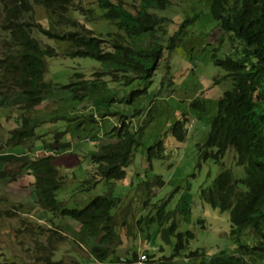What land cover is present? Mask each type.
<instances>
[{
	"label": "trees",
	"instance_id": "16d2710c",
	"mask_svg": "<svg viewBox=\"0 0 264 264\" xmlns=\"http://www.w3.org/2000/svg\"><path fill=\"white\" fill-rule=\"evenodd\" d=\"M204 1L209 18L221 31V38L212 49L210 59L214 66L223 70V78H228L231 83L217 99L215 106L196 98L187 108L188 113L198 120L202 113L207 111L206 114H209L210 107L215 109V113L209 116L205 139L197 145L201 159L219 164L224 156L233 153L235 164L243 169V177L236 178L230 169L223 168L212 181L208 192L205 189L207 193L204 197L214 206L216 194H220L218 204L220 210L229 212V234L240 256L227 255L221 250L209 258L199 256L197 250L188 248V239L192 234L189 231L174 234L172 222L168 227V232L175 238L172 253L157 261L151 242L158 228L170 218L171 213L164 211L166 202H162L142 224L139 223L142 217L139 221L131 220L128 208L120 207L123 199L118 195L113 196L109 187L117 183L123 187L129 176L127 170L134 153L141 145L146 125L150 123L146 121V124L131 129L126 120L141 113L143 108L140 101L147 95L158 64L166 61L163 55L170 56L175 51L186 33L185 28L194 24L198 14L186 17L177 23L176 29L170 31L167 25L171 21L158 14L166 10L169 0H138L134 11L128 10L121 1L112 0H0V42L4 46L0 59V68H4L0 84L7 89L5 98L21 100L20 107L25 112H28V108L32 110L35 106L39 107L53 92L52 84L46 82L44 76L47 60L57 57L95 60L100 63L102 72L93 73L92 76L105 74L114 84L129 89L125 97H116L117 90H114L109 98L110 104L125 106L124 113L111 112L108 108L99 113L104 118L117 117L119 125L112 128V125L104 124L102 135L109 138L114 132L118 144L116 147L87 152L86 159L92 167L86 168L87 178L77 187L79 190H90L97 184L101 183L103 187L108 184L103 194L91 197L83 208L69 209L68 201L58 198L64 177L58 174L53 165L56 158L39 155L28 165L31 175L35 177L32 184L35 203L51 225L45 231L47 237L44 241L37 242L33 250L28 246L24 249L25 252L29 249L28 253L33 254L29 257L32 263L91 264L95 261L103 264L119 260L118 253L122 250L123 256L130 255V258L137 260L138 254L133 243L140 232L146 234L141 252L146 253L147 264H162L163 260L169 264H179L176 258L181 251L188 260L185 263L194 261V264H245L241 258L244 256L255 260L264 259V0ZM94 6L101 12L102 20L117 30L106 33L108 38L96 35L86 27L84 21L70 16V12H76L85 21H91ZM36 7H41L49 17L55 18L56 26L69 27L71 30L59 34L43 28L35 18ZM39 37H46L56 45H44L37 41ZM224 38L228 39L229 47L219 58L217 53ZM165 68L168 70V66L165 65ZM74 77L77 80L74 85L79 87L81 83L78 79L83 75L74 73ZM95 80L87 84L86 91L78 90L81 92L78 94L80 103L84 97L96 98ZM144 81H148L149 85L142 84ZM0 96L4 95L0 93ZM22 119L21 124L10 129L7 146L18 147L29 138H36L35 126L30 127V121ZM188 121L182 112L169 125L176 142L183 143L186 140ZM80 127L81 124H73V133L85 131ZM163 147L164 141L159 139L145 149L146 166L149 169L152 160L164 158ZM157 179L160 181L159 177ZM2 206L5 218L20 216L16 206L4 203ZM69 222H74L77 229L69 226ZM28 232L26 229L25 233ZM66 235L74 237L72 241L87 252L88 258L52 260L54 251H58L66 241ZM241 236L246 239L245 242ZM80 237L86 239V244H80Z\"/></svg>",
	"mask_w": 264,
	"mask_h": 264
},
{
	"label": "rangeland",
	"instance_id": "374dc122",
	"mask_svg": "<svg viewBox=\"0 0 264 264\" xmlns=\"http://www.w3.org/2000/svg\"><path fill=\"white\" fill-rule=\"evenodd\" d=\"M112 1H121L130 11H134L138 5V0ZM92 9L94 12L92 19L94 20L91 19L88 22L76 12H70V16L84 21L86 27L92 29L100 37L108 38L106 33L117 32L116 28L107 25L102 20L101 12L96 6ZM158 14L171 21V24L167 25V29L170 31L176 29L177 23L186 17L191 18L194 14H198V18L194 24L185 28L186 33L182 36L175 51L170 56L163 55L166 61H160L158 64L157 73L146 92L147 95L140 101L143 108L141 113L126 120L131 129L146 124V121L150 123L145 127L147 129L144 132L141 145L135 151L134 159L127 170V176L129 175L128 178L130 179L127 178L122 184L123 187H120L121 185L118 183L116 185L110 184L111 187H109L108 184L102 182L105 184L104 187L100 183L90 190L77 189L87 178L85 175L86 168L92 167L86 159L87 152L100 151L103 147H116L118 144L114 132L110 134L109 138L102 135L104 124L112 125V128L119 125L117 117L107 116L104 118L100 117V114L105 108L111 112L124 113L125 106L117 103L115 105L114 103L110 104L109 98L114 94V90H117L116 97L118 98L125 97L129 92V89L123 88L121 84H114L107 75L92 76L93 73L102 72L100 63L95 60L62 57L47 60L45 78L58 88L45 98L46 101L49 99L52 101V106L46 110L39 109L32 116L36 117L39 114L44 120L41 118L34 119L32 125L35 126L39 137H31L28 142L33 144L37 141L41 143L44 140L42 143L49 142L50 148L58 150L59 153V149H71V142H76L78 149L71 150L72 154L67 155L68 159L75 161V165L61 169V164H57V160H55L56 164H53L58 174L64 177V185L58 192V198L68 201L67 208L69 209L83 208L91 197L103 194L109 187L113 196L118 195L120 199H123V204L120 207L128 208V212L132 215L131 220L139 221L142 217L139 223L143 224L144 220L153 215L162 202H166L164 211L171 213L170 218L162 227L158 228V233L154 237V241L151 242L152 246L154 244L159 246L156 257L159 252V256L166 257L172 253L175 238L168 232V227L172 222L174 223V234L185 233L186 231L192 234V237L188 239V248L191 251L197 250L199 256L209 258L219 250L224 251L227 255H239L238 250L234 249L233 238L229 234V212L220 210L218 204L220 194H216L214 206L205 201L204 197L212 181L223 168L230 169L233 175L238 178L243 177V169L235 165L233 153L224 156L219 164L212 160L203 161L201 159L197 145L205 139L209 127V116L215 113V109L210 107L208 109L210 110L209 114H206L207 111L202 113L198 120L188 113L187 108L190 102L196 98L210 102L215 106L217 99L230 86L231 81L229 83L228 78H223L225 75L223 70L214 66L210 59L212 49L218 45L221 38V31L216 23L209 18L207 4L204 0H169L166 10ZM35 18L39 21L35 19L36 22L51 32L62 34L71 30L69 27L56 26L55 18L49 17L46 12L42 11L41 7L35 8ZM1 39L2 36H0V41ZM37 41L44 43V45L46 43L51 46L56 45L55 42L48 41L46 37H39ZM228 47V39L224 38L217 53L219 58L223 57ZM2 51H4V46L0 42V58L3 57ZM165 65L168 66V70H166ZM74 73L83 75L78 81L81 83L80 89L85 91L87 84L96 79L94 81L96 85L95 99L84 97L80 103L78 98H71L73 87L68 86L77 81L73 78ZM142 84L149 85V82L144 81ZM132 89L135 90V88ZM0 93L5 94L4 88H0ZM15 101L17 102L18 99L12 97H6L5 100H2V104L6 107L2 111L4 114L2 116L3 122L5 124L7 118H10V121L7 122L11 125V129L23 121L20 115L22 111L17 105H13ZM52 109L54 110L53 114H51ZM182 112L186 114L189 120L188 135L183 143H178L173 139L169 125L177 120ZM55 116L69 119L76 116V123H81L82 127L80 128L85 129V131L73 133V122L62 119L54 120ZM3 122H1V126ZM94 128L98 129L94 130ZM1 129L0 138L2 139L9 134L7 132L9 128L3 126ZM85 138L91 140L90 143H85ZM159 139L164 141V158L152 160L149 169L146 166L145 149ZM19 146H23V144ZM7 147L9 150L6 152L5 158L9 160L11 148L14 147L13 151L15 152L17 146ZM22 154L20 153L18 158L16 156L14 159L22 162ZM33 157L28 156L26 160L33 159ZM59 157L61 156L56 158ZM158 177L160 181H158ZM31 178L35 179L34 176ZM2 190L3 186L0 185L1 196H3ZM5 200L9 201V199ZM3 203L4 201L0 200V264H34L29 258L33 254L28 253L29 249L28 252H25L24 249L28 246L33 250L37 242L45 240L47 237L45 231L51 226L48 217L19 216L11 218L8 216L5 218L3 216L5 213ZM69 223V226L77 229L74 222ZM26 229L29 231L27 234L25 233ZM78 236L79 234L75 235V237ZM144 236L146 237V234L140 232L138 239L133 243L137 254L141 252L145 243ZM72 238L74 237L66 235V241L63 242L58 251L53 253L54 261L69 257L88 258L87 252L76 246ZM241 240L246 241L243 236H241ZM247 243L251 244L250 242ZM149 250L151 251V249ZM179 254L180 256L176 258L180 261L179 264H194V261L193 263L191 261L185 263L188 260L184 259L183 251ZM118 257L130 258V255L123 256L122 250L118 253ZM241 258L245 264H264V259L255 260L248 256ZM162 264H169V262L163 260Z\"/></svg>",
	"mask_w": 264,
	"mask_h": 264
},
{
	"label": "crops",
	"instance_id": "0c3cea01",
	"mask_svg": "<svg viewBox=\"0 0 264 264\" xmlns=\"http://www.w3.org/2000/svg\"><path fill=\"white\" fill-rule=\"evenodd\" d=\"M6 108L5 105L0 106V108ZM3 111V110H2ZM1 111V112H2ZM36 118H42L39 116V114L36 117H32L31 121L29 122V126H32V123L34 119ZM4 118L1 117L0 115V123L3 122ZM10 121V118H7L6 123H2V126L0 127H8L10 131L11 125L8 124ZM14 127V126H13ZM2 129H0L1 131ZM35 135L39 136L37 134V130L35 129ZM9 134L4 136L2 139L0 138V185L3 186V196L0 195V200L4 201V204L8 205H13L16 206L17 211L19 212L20 216H45L44 212L41 211L35 201H36V195L35 191L33 189V186H29L28 184L34 182V178H31V172L29 169L25 170L24 169L27 167V160H26V150H41L45 149V146L48 147V149H51L49 146V142L47 143H42L44 140L38 142H35L33 144L29 143L28 140H26L23 143V146H18L15 150L13 151V148H11L10 151V156L9 160L5 158L6 152L9 150V147L5 146V143H3L5 140H7ZM72 136V135H71ZM1 137V136H0ZM72 147L71 149H64L60 150L61 156L57 160V164H61L60 168L65 169L66 167L70 168L69 166L75 165V161L68 159L69 157L67 156L68 154H72L71 150H75L77 147V144L75 141L71 142ZM25 151L23 152V150ZM80 149V148H79ZM22 154V162L19 161L18 159H14L16 156ZM75 155V154H74ZM28 157V156H27ZM56 164V162H54ZM70 170V169H69ZM71 172V171H70ZM72 173V172H71ZM15 177L14 179L12 177ZM19 180V182H16ZM28 184H27V183ZM28 187H25L27 186ZM5 199H9V201H6ZM80 241V244H86V239L83 237L78 238ZM105 264H111L109 261L105 262Z\"/></svg>",
	"mask_w": 264,
	"mask_h": 264
},
{
	"label": "clouds",
	"instance_id": "9594fccd",
	"mask_svg": "<svg viewBox=\"0 0 264 264\" xmlns=\"http://www.w3.org/2000/svg\"><path fill=\"white\" fill-rule=\"evenodd\" d=\"M49 41V40H48ZM46 44H48V43H46ZM46 74V73H45ZM105 75V74H104ZM73 78H75L74 77V74H73ZM44 80L46 81V82H50L51 84H52V86H54V84L50 81V80H47L46 78H45V76H44ZM70 87H73L72 88V91H73V95L71 96V98H78V94L79 93H81L80 91H78V90H80V87H78V86H76V85H74V82H72L71 83V86ZM50 100V99H49ZM49 100H47V102H48V104H47V106H45V110L47 109V108H49L50 106H52V101H49ZM15 103H13V105H14ZM2 105H4V104H2ZM54 113V110L52 109V111H51V114H53ZM72 114H73V112H72ZM100 117H101V115H100ZM54 120H58V119H63V120H65V121H68V122H73V124L75 125V124H81V123H76V119H77V117L75 116V117H73L72 119H69V118H63V117H59V116H55L54 118H53ZM33 126V125H32ZM34 133H35V128H34ZM37 138L39 137V136H36ZM6 141L7 140H5V146H7L6 145ZM90 141L91 140H89L88 138H85L84 139V142L85 143H90ZM45 142H47V141H45ZM4 143V142H3ZM34 153H36V154H39V155H41V156H48V152H47V150L46 149H41V150H32ZM59 151H60V149H59ZM50 156H53V157H57V153L56 152H53V153H51V155ZM236 165V164H235ZM237 166V165H236ZM236 178H238V177H236ZM239 178H242V177H239ZM172 236V235H171ZM158 247L159 246H157V245H153V250L155 251V252H157L158 251ZM151 251H152V249H151ZM142 253H145V252H140V253H138V256H137V260H133L132 258H122V257H120L119 258V260H117V261H109V263H111V264H134V263H136L137 261H138V258H139V256L142 254ZM160 253V252H159ZM159 253H158V256H157V260L158 259H162L164 256H159ZM146 254V253H145ZM154 255H155V257H156V253H154ZM166 257V256H165ZM185 260H186V258H184ZM183 259V261H185ZM52 260H53V258H52ZM146 260H147V256H146ZM146 260L143 262V263H141V264H146ZM94 263H96V264H101V263H99V262H91V264H94ZM103 264H105V262L103 263Z\"/></svg>",
	"mask_w": 264,
	"mask_h": 264
},
{
	"label": "bare ground",
	"instance_id": "6f19581e",
	"mask_svg": "<svg viewBox=\"0 0 264 264\" xmlns=\"http://www.w3.org/2000/svg\"><path fill=\"white\" fill-rule=\"evenodd\" d=\"M1 54H2V53H1ZM0 59H1V58H0ZM3 69H4V68H0V78H1V74H2V72H3ZM5 74H6V73H5ZM7 74H10V73H7ZM13 84H15V83H13ZM3 87H4V85L0 84V88H3ZM56 88H58V87H56L55 85L52 86L53 91H54ZM4 92H5V94H3L4 96H3V97L0 96V106H2V100H5V95H6V93H7V89H6V88H4ZM21 102H22V101H21ZM21 102H16L14 105H17V107L22 111V114H20L21 117H22V118H26V120H29V121H30V118H31L36 112L39 111V109L44 110V109H45V106H47V104H48V102L44 99V101L41 102V105H40L39 107H38V106H35V107H33L34 109H32V110H29L30 108H28V112H25V110H23V109L20 107V103H21ZM3 109H4V107H3V108H0V115H1V117L4 116V114L1 112ZM29 117H30V118H29ZM0 125H1V123H0ZM1 128H2V127H0V129H1ZM9 146H11V145H9ZM45 149H46L47 152H48V156H50L51 153H53V152H56V153H57V156H60V155L58 154V150H55V149H48L47 146H45ZM25 154H26V157H27V156H34L33 159H36V157L39 156V154L34 153V152L31 151L30 149H29V150H26V151H25ZM21 158H22V157H21ZM33 159L31 158L30 160H28V162H27V169H29V168H28V165L30 164L31 160H33ZM53 164H54V163H53ZM29 170H30V169H29ZM32 184H33V183H30V184H28V185H29V186H32ZM28 185L25 186V187H28ZM33 189H34V188H33ZM5 205H8V204H5Z\"/></svg>",
	"mask_w": 264,
	"mask_h": 264
},
{
	"label": "built area",
	"instance_id": "2783aa9c",
	"mask_svg": "<svg viewBox=\"0 0 264 264\" xmlns=\"http://www.w3.org/2000/svg\"><path fill=\"white\" fill-rule=\"evenodd\" d=\"M145 260H146V254H145V253H142V254L139 256L138 261H137L136 263H134V264H141V263H143ZM94 264H96V263H94Z\"/></svg>",
	"mask_w": 264,
	"mask_h": 264
}]
</instances>
